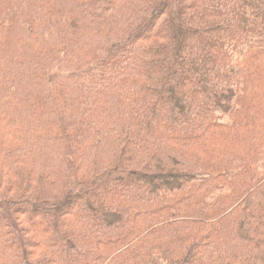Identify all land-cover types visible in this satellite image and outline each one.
<instances>
[{"label":"trees","instance_id":"1","mask_svg":"<svg viewBox=\"0 0 264 264\" xmlns=\"http://www.w3.org/2000/svg\"><path fill=\"white\" fill-rule=\"evenodd\" d=\"M0 264H264V0H0Z\"/></svg>","mask_w":264,"mask_h":264}]
</instances>
